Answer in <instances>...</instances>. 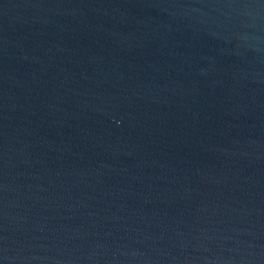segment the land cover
I'll use <instances>...</instances> for the list:
<instances>
[{
	"label": "water",
	"instance_id": "obj_1",
	"mask_svg": "<svg viewBox=\"0 0 264 264\" xmlns=\"http://www.w3.org/2000/svg\"><path fill=\"white\" fill-rule=\"evenodd\" d=\"M0 264H264V0H0Z\"/></svg>",
	"mask_w": 264,
	"mask_h": 264
}]
</instances>
